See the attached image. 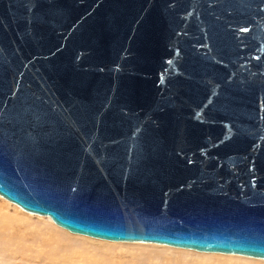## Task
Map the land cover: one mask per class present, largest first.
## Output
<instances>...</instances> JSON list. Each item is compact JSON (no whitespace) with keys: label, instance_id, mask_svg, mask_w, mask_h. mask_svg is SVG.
Wrapping results in <instances>:
<instances>
[{"label":"water","instance_id":"1","mask_svg":"<svg viewBox=\"0 0 264 264\" xmlns=\"http://www.w3.org/2000/svg\"><path fill=\"white\" fill-rule=\"evenodd\" d=\"M0 196L264 259V0H0Z\"/></svg>","mask_w":264,"mask_h":264},{"label":"rangeland","instance_id":"2","mask_svg":"<svg viewBox=\"0 0 264 264\" xmlns=\"http://www.w3.org/2000/svg\"><path fill=\"white\" fill-rule=\"evenodd\" d=\"M0 264H264V260L91 239L0 197Z\"/></svg>","mask_w":264,"mask_h":264},{"label":"bare ground","instance_id":"3","mask_svg":"<svg viewBox=\"0 0 264 264\" xmlns=\"http://www.w3.org/2000/svg\"><path fill=\"white\" fill-rule=\"evenodd\" d=\"M1 198H3L2 196H0ZM4 200H6L5 198H3ZM8 201V200H6ZM9 203H12L10 201H8ZM13 205L17 206L16 204L12 203ZM19 209H21L19 206H17ZM22 211L28 213V214H32L34 215V213H30V212H27L23 209H21ZM38 215V214H36ZM38 216H41V217H46V218H49L48 216H42V215H38ZM50 219V218H49ZM51 220V219H50ZM52 221V220H51ZM53 222V221H52ZM74 234V233H73ZM79 235V234H77ZM88 237V236H87ZM92 239V237H90ZM97 240V238H94ZM99 240H102V241H106V242H113V243H142V244H154V245H160V246H166V247H170V248H175V249H182V250H189V251H195V252H198V253H205V254H221V255H237V256H242V257H245V258H250V259H256V260H264V259H261V258H254V257H249V256H243V255H238V254H224V253H212V252H200V251H196V250H192V249H184V248H178V247H173V246H169V245H165V244H157V243H152V242H140V241H108V240H103V239H99ZM119 245V244H118Z\"/></svg>","mask_w":264,"mask_h":264}]
</instances>
